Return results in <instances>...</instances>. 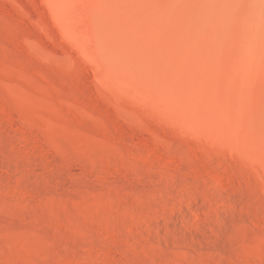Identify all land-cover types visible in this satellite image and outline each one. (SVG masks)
<instances>
[{
	"label": "rangeland",
	"instance_id": "1",
	"mask_svg": "<svg viewBox=\"0 0 264 264\" xmlns=\"http://www.w3.org/2000/svg\"><path fill=\"white\" fill-rule=\"evenodd\" d=\"M0 264H264V0H0Z\"/></svg>",
	"mask_w": 264,
	"mask_h": 264
}]
</instances>
